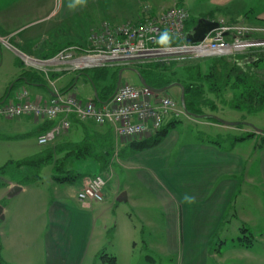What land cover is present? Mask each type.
<instances>
[{
	"label": "crops",
	"instance_id": "1",
	"mask_svg": "<svg viewBox=\"0 0 264 264\" xmlns=\"http://www.w3.org/2000/svg\"><path fill=\"white\" fill-rule=\"evenodd\" d=\"M68 2L69 0H0V35L25 32L26 41L21 43L23 39H16L14 47L0 43V102L14 97L23 89L29 91L33 100L40 102H48L57 94L65 93H73L82 100H94L99 94L101 101L106 102L103 97L107 98L108 95L102 91L103 83L96 89L89 79L77 71L57 73L59 76L53 79L49 78V73L45 76L46 81L28 83L20 78L23 71L30 70L23 55L29 53V56H38L44 52L51 55L69 45H88L89 36L102 30L105 22L122 24L137 19L139 21L145 15V6H149L151 14L156 15L176 4L188 5L186 0H123L122 5L120 0H87L86 7L71 10L67 6ZM210 2L225 6L230 3L229 7L236 11L229 14L231 19H236L237 16L240 19L246 10L254 12V18L264 19V0ZM197 22L189 23V32ZM30 27L37 28L28 37L26 31ZM123 70L122 78L126 75L124 80L136 84L131 77V74L136 73L131 68ZM174 87H178L182 93L181 87ZM169 90L166 94L172 96ZM228 96L231 97L230 94ZM208 97L213 104L211 108H215L218 103L216 97L211 94ZM97 103L101 104L100 101ZM171 119L173 118H167L165 123ZM58 120L32 115L0 118V161H4L0 167L10 161L48 154L51 157L53 155L54 159H61L69 153L71 145L95 140L97 134L111 131L115 143V156L111 167L114 171L113 177H117L118 168L132 171L144 194L148 193L164 211L163 221L154 223L153 246L148 245L146 249H158L168 253L164 254L165 258L170 259L172 264H226L229 261L226 252L222 250V246L228 243L227 238L221 245H214L212 242L222 225L228 221L229 213L226 210H229L233 201V187L236 184L232 179L233 175L243 174L244 171L246 179H250L248 183L255 182L260 185V182H264V149L258 147L255 138V141L248 143L252 152L243 155H231L215 145L194 140L181 145L174 162L170 164L166 156L171 153L170 150L178 138L168 143L166 149L165 146L160 147V143L161 145L138 153L130 152L128 145L135 137L117 136L112 126L98 125L91 120L79 121L72 118L68 131L49 144L40 145L38 136L49 130ZM68 161L67 168L82 174L83 178L80 182L59 183L53 179L52 169L50 185L54 192L52 187H45L42 176L45 167L52 165L49 163L41 170L40 182L26 186L21 184L22 190L12 197L8 193L17 183L8 176L0 175V179H4L0 180V204L6 220L0 230V252L4 257L12 254L15 258L16 253L24 252L26 264H108L101 254L108 224L102 222L101 217L114 207L123 208L121 203L132 199L130 184L127 182V185L121 186L116 181L113 186V178L111 184L104 189L103 202H80L77 193L84 180L100 168L91 156H71ZM219 181L221 182L216 187ZM123 191L126 192L127 200L119 202L118 197ZM185 193L195 196L194 205L181 203ZM216 195L218 200H215ZM125 210L122 209L124 217L128 215ZM120 221L117 215L115 235L124 236L130 249L134 246L131 245V239L120 232L129 222L124 218ZM235 240L230 241L233 247L236 244L243 246L240 241L237 243ZM134 242L135 240L133 244ZM117 247L114 245L113 250ZM116 251L103 253L107 257L109 254L114 256L117 259L116 264H119ZM148 262L154 263L155 259L148 256Z\"/></svg>",
	"mask_w": 264,
	"mask_h": 264
},
{
	"label": "rangeland",
	"instance_id": "2",
	"mask_svg": "<svg viewBox=\"0 0 264 264\" xmlns=\"http://www.w3.org/2000/svg\"><path fill=\"white\" fill-rule=\"evenodd\" d=\"M186 1H188V5L183 4L178 6L176 4L175 6L173 5L167 8L165 11L174 8H180L186 11L188 15L187 21L191 19L198 21L201 18H205V19L210 18L209 20L217 21L220 24L224 25L225 27H237L241 29L244 28L248 31L244 35H242V38H239V42H241V44H239L236 47V49H234V52L231 55L226 57L235 56V55H251V54L259 56L260 54L264 53V19L260 17L254 18L252 16L254 15V12L246 10V12L242 13L244 14V16L239 17L240 19H238V16L236 19H231L230 17H228L230 16L229 14L234 13L236 11H234L232 7H229L230 3H228V6H225L217 2L211 3L210 0H186ZM122 2L123 0H120L121 5ZM160 14H156V15H160ZM156 15L154 14V16ZM137 21L132 20L125 23L135 24ZM30 28L26 31L28 37H30L31 31L33 29H36L37 27L31 29ZM231 33L234 34V32ZM24 34L25 32L23 33L18 32L13 35L12 34L0 35V43L2 42L5 43L6 45L14 47L13 44L15 43L16 39L19 41L22 39L24 40L25 37ZM232 37L234 36L230 35L229 40L233 41ZM178 39L179 38L177 37V40ZM20 42L26 43L25 40ZM183 43L184 42H182V44H179L180 45L179 48L183 47L181 46L184 45ZM90 46L91 45L87 47L90 48ZM84 48L79 49L78 52L80 53L78 54L86 56L87 53L84 52ZM86 50L88 49H85V51ZM253 52H255V54ZM45 53L46 52H44L43 54H39L38 56H32V55L29 56L28 53V55H23V57L29 56L36 60L38 59L46 60L55 54L54 53L51 55H46ZM81 55H77V56H81ZM163 57L169 58V54L164 55ZM222 57L224 56H221V58ZM214 58L217 59L219 57H198L193 53L192 54L184 53L179 55L176 60L174 59V61L176 62V67H177L176 71H178V77L180 79L187 77L184 73H181L182 66L185 67L187 65H192V66L198 65L202 73L207 74L210 68L211 61ZM131 66H127V68L132 69L133 67H135L133 66V64ZM103 67H108L111 70L114 68L115 70L119 67H124V66L121 65L119 66L116 64L113 66H103ZM29 69H33V68H29ZM113 73L111 72V74ZM125 76L126 75H124V77L122 78L123 79L122 83L127 82V80H124ZM131 77L134 78V82L136 84L140 83L138 76H136L135 74L134 75L131 74ZM231 87L227 86L226 89H223L222 91L219 90L220 92L219 96L214 95L218 103L217 106H215V108L213 109L211 108L213 104H211L212 102L208 97L209 94L211 93L205 92L203 96V101L200 105L201 110L206 114L216 115L219 118L229 122H241V123L251 124L253 127H250L249 125H245V124H242L241 128H238L237 126H226L219 122H213L209 119L194 118L184 113L178 118L180 119L181 122L178 123V125L174 127L173 130L170 131L167 140L165 138L164 140L166 141L165 142L163 141L164 143L162 142L161 143L162 145L160 144L161 145L160 147L165 146L166 149L168 148L167 146H169L168 143L170 144L171 142L175 141L176 138H178L177 142L174 143L173 148L170 150L171 153L167 154L166 156V160H168L170 164L174 162L176 153L178 152V150H180L181 145L189 143L194 140H199L203 143L211 144V145L212 142L209 140L217 141L221 144V146L220 145H216V146L221 148L222 149L221 151L229 152L231 153V155H243L252 152V150H250L251 148L250 144L248 145L249 141L256 140L258 145V140L256 138L254 140V137L239 141L225 140L227 134H231L233 136H238V137L253 131H255L258 135L264 134V112L247 113L245 111L236 110L230 107L227 101L229 102V100H231L233 97L234 89H232ZM169 93L176 101L179 102L181 93L179 92L178 87H174L173 89H171ZM229 94L231 96L230 98L228 96ZM224 101L226 103H224ZM254 128L261 129L263 130V132H257V130ZM146 136L149 135H145V137ZM167 152H169L168 149ZM3 162L4 161H0V164H3ZM112 164L109 165L107 169L103 170L104 171L103 174L106 175V180H107L106 185L109 186L113 178H115L112 180L113 186H115L116 181H119V184L121 186H125L127 185L126 183L129 182L130 184L129 189L132 192L133 197L128 202L121 203L122 205L121 207L123 208L117 209L118 207L117 206L114 207L112 210H109L106 214L102 215L101 221L106 222L108 224V230L107 232L104 233L106 239H105V246L103 247L101 254L106 251L110 253V251L117 250L119 256L118 258L119 264H172V261H170L169 258H168L169 260L165 258V255H168V253L160 251L158 249H156V251L153 250L149 251L146 249L148 245L153 246L152 239L155 233L153 232V228L155 226L154 223L158 224L161 223V220L163 221L164 219L163 209L159 207V205L152 197L148 196V193L144 194V192L141 189V186H139L138 182L136 181L137 179L133 177V174L131 173L132 171L129 170L126 171L121 168H118L117 177H113L114 171L111 168ZM51 171H52V165H47L42 172V176L45 182V187L46 186L52 187V192H54L53 186L50 185ZM245 175L246 173L243 171V174L237 173L235 174V176L233 175L232 177L233 181L236 182V184L235 187H233L234 188L233 191L234 196L232 198L233 201L229 207V210H226V212L229 213V217L227 218L228 221L222 225V227L219 230V234L215 237V239H213L212 242L214 243V245H221L222 242L226 241L225 238H227L228 243L222 246L223 252H226V255L229 258V261L225 262L226 264H264V182H260V185L256 184L255 182L248 183L250 179L249 178L246 179ZM89 177H87L86 179H88ZM86 179L84 180V183ZM0 180L4 181V179H0ZM220 182L221 181H219L216 184V187L217 185H219ZM82 188L83 185L81 189ZM211 196L212 195H210V197ZM215 200H218L217 195L215 196ZM122 209H126L125 214H128L126 217H124V215L122 214ZM117 215L119 221L121 218H124V220H127L129 222V224H126L127 227L124 226L121 228L120 232L123 234H127L128 239H131V245L134 246L130 245L131 246L130 249H128V240L127 242L124 241L125 240L124 236L118 237V235H115V228H116L115 224L117 222ZM5 223H6L5 219L0 220V225H1L0 230L5 225ZM244 226L249 229V231L247 232V236L250 238L252 246H241L236 244L234 245L235 247H233L230 241L232 239L234 240L236 239L235 241L239 243L237 241V237L239 236L243 237L244 232L242 233L241 229ZM133 240H135L134 244H133ZM113 244L115 246H118L116 250L115 249L113 250V246H114ZM23 255H25L24 252L16 253L15 258H17V261H15V258L12 257V254H8L7 257H4V255L1 254L0 252V264H26ZM109 256L112 255L109 254ZM148 256L154 258L155 262L154 263L148 262Z\"/></svg>",
	"mask_w": 264,
	"mask_h": 264
},
{
	"label": "built area",
	"instance_id": "3",
	"mask_svg": "<svg viewBox=\"0 0 264 264\" xmlns=\"http://www.w3.org/2000/svg\"><path fill=\"white\" fill-rule=\"evenodd\" d=\"M144 11L145 15L135 24L105 22L102 30L91 34L88 45L63 48L46 62L29 56H24V61L30 68L48 76L49 73L75 72L116 64L127 67L135 62L166 59L163 56L167 54L156 43V37L160 31L168 29L180 40H184L188 15L180 8L156 16L151 14L149 6H145ZM246 32L248 31L244 28L225 27L221 24L202 42L184 43L180 48L179 44H174L167 51L169 59L176 60L184 53H193L198 57L229 56L241 44L239 38ZM230 35L234 36L233 41L229 40ZM89 45L90 48L87 47ZM82 48L87 53L86 56L78 54V50ZM183 114L180 103L172 96L156 92L144 85L127 82L122 83L113 96L101 104L94 100H82L73 93L57 94L48 102H40L33 100L26 89L0 102V118L32 115L43 119H59L49 130L38 136L40 145L49 144L68 131L72 118L79 121L91 120L98 125H110L120 137L141 138L155 134L167 118H179ZM106 184L105 174L90 176L77 193L78 200L87 204L103 202Z\"/></svg>",
	"mask_w": 264,
	"mask_h": 264
},
{
	"label": "trees",
	"instance_id": "4",
	"mask_svg": "<svg viewBox=\"0 0 264 264\" xmlns=\"http://www.w3.org/2000/svg\"><path fill=\"white\" fill-rule=\"evenodd\" d=\"M195 23V20L191 19L186 23V35L189 32V23ZM185 42L184 40H175L174 44H180ZM55 51L54 53H57ZM53 53V54H54ZM255 54V52H253ZM133 68H136L141 76L146 80L148 85L152 89H161L174 82H179L184 87L185 101L188 111L192 113L203 114L201 110V103L203 101L204 93L208 92L215 96H219L220 91L226 89L227 86H232L234 89L233 97L229 102L230 107L245 111L247 113L264 112V53L257 55H235L230 57H219L213 59L210 64L208 73H202L198 65L182 66L181 73H184L187 77L180 79L178 77V71H176V62L174 59H160L144 62H135ZM127 67H119L112 70L108 67H98L79 71L78 74L85 76L92 84L99 88V85L103 83L102 91L107 93V98L110 99L117 88V82L119 78V71ZM59 76L57 73H51L49 78ZM20 78L26 80L28 83L31 81H46L45 75L37 70H25ZM115 79V80H114ZM139 79V78H138ZM122 82V81H121ZM126 83V82H125ZM127 83H131L128 82ZM134 84V83H132ZM102 97L98 94L95 102L101 101ZM224 103H226L224 101ZM213 122H217L214 119H209ZM180 119H171L165 123L155 134L144 136L141 138H135L132 140L128 149L130 152H139L155 146H158L169 135L170 131L180 123ZM238 127H242L239 125ZM256 138L258 140V147L264 149V134L258 135L256 132H248L241 136H233L227 134L225 140H245L249 138ZM258 137V138H257ZM111 131L107 134H97L95 140L88 142H82L80 144L71 145L69 153L61 159H54L53 155H42L36 158H29L19 161H10L0 167V175L8 176L10 180L17 184L24 186L38 183L42 180L41 170L46 164H52L53 166V179L59 183H75L80 182L83 178L82 174H79L73 170L67 168V162L71 156L76 158L91 156L95 159L102 173L112 164L115 156V143ZM212 145H220L217 141H212ZM97 173H94L95 175ZM243 237L239 236L238 241L243 246L251 245V240L247 236L249 229L242 227ZM1 249V246H0ZM102 257L107 259L108 264H116V258L114 256L106 255L102 253Z\"/></svg>",
	"mask_w": 264,
	"mask_h": 264
},
{
	"label": "water",
	"instance_id": "5",
	"mask_svg": "<svg viewBox=\"0 0 264 264\" xmlns=\"http://www.w3.org/2000/svg\"><path fill=\"white\" fill-rule=\"evenodd\" d=\"M219 27H220L219 22L214 21V20L201 18L198 20L197 25L193 28V30L190 31L189 33H187V35L185 37V42L187 44H196L198 42H202L203 40H205V38L212 31H214L215 29H217ZM132 71H134L136 73V75L138 76L140 84L151 88L148 85V83L146 82V80L141 76L140 72L137 69L132 68ZM123 72H124L123 69L119 71V78H118L116 90L118 89L119 85L121 84ZM173 86H179L182 89V93L180 96V104H181L184 112L187 115L192 116L194 118H199V119H214L217 122L224 124L226 126H239V125L245 124V125H249L250 127H253L251 124H246V123H241V122H229V121L223 120V119H221L218 116L213 115V114H206V113L199 114V113H192V112L188 111L186 101H185L184 87L182 86V84H180L178 82H174V83H172V84H170L164 88H161V89H157V90L152 89V88L151 89L156 91V92L162 93V92H167ZM116 90H115V92H116ZM254 129H256V128H254ZM256 130H257V132H263V130H261V129H256ZM21 190H22V186L19 184H15L12 187V189L10 190V192L8 193V196L12 197L16 193L20 192ZM126 200H127L126 192L123 191L122 193H120V195L118 197V201L123 202ZM0 219H4L3 206L1 204H0Z\"/></svg>",
	"mask_w": 264,
	"mask_h": 264
},
{
	"label": "clouds",
	"instance_id": "6",
	"mask_svg": "<svg viewBox=\"0 0 264 264\" xmlns=\"http://www.w3.org/2000/svg\"><path fill=\"white\" fill-rule=\"evenodd\" d=\"M67 6L71 10L83 8L87 6V0H69ZM176 39L177 37L175 34H173L168 29H164L160 31L156 37V43L160 46L162 51L167 52L172 48ZM181 203L186 205H194L196 203V198L192 194L185 193L181 198Z\"/></svg>",
	"mask_w": 264,
	"mask_h": 264
},
{
	"label": "bare ground",
	"instance_id": "7",
	"mask_svg": "<svg viewBox=\"0 0 264 264\" xmlns=\"http://www.w3.org/2000/svg\"><path fill=\"white\" fill-rule=\"evenodd\" d=\"M220 26H221V24H220ZM90 36H91V35H90ZM90 36H89V38H90ZM178 40H180V39H178ZM184 43H186V42H184ZM184 43H183V44H184ZM180 44H182V42H181ZM55 54H56V53H55ZM165 54H168V52H165ZM51 58H52V57H49V59L41 60V61L46 62V61H49Z\"/></svg>",
	"mask_w": 264,
	"mask_h": 264
}]
</instances>
